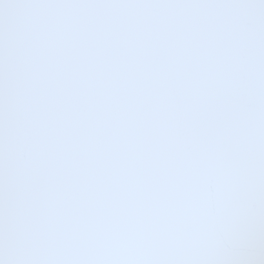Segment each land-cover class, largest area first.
<instances>
[{
	"label": "snow or ice",
	"instance_id": "1",
	"mask_svg": "<svg viewBox=\"0 0 264 264\" xmlns=\"http://www.w3.org/2000/svg\"><path fill=\"white\" fill-rule=\"evenodd\" d=\"M0 264H264V0H0Z\"/></svg>",
	"mask_w": 264,
	"mask_h": 264
}]
</instances>
